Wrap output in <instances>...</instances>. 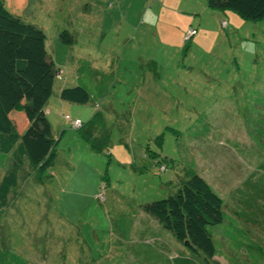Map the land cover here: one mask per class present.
<instances>
[{"label": "rangeland", "instance_id": "obj_1", "mask_svg": "<svg viewBox=\"0 0 264 264\" xmlns=\"http://www.w3.org/2000/svg\"><path fill=\"white\" fill-rule=\"evenodd\" d=\"M111 1L2 0L45 34L57 75L43 110L57 142L43 171L21 166L0 209V264H166L187 248L140 206L172 194L191 173L223 203L221 223L209 228L212 264H264V20L230 11L227 21L213 11L181 53L170 47L164 56L147 35L141 47L126 42L119 55L129 35L148 32L134 24L125 36ZM147 1L149 10L158 4ZM138 4L145 23L149 12ZM63 29L71 45L58 41ZM99 32L106 49L97 45ZM153 53L162 59L156 84L146 64ZM75 81L87 86L90 103L60 101V82ZM120 81L138 86L119 90ZM98 110L109 139L102 151L91 150L64 118L84 122ZM14 126L21 127L17 117ZM8 164L0 156V177ZM243 207L259 215L255 222Z\"/></svg>", "mask_w": 264, "mask_h": 264}, {"label": "trees", "instance_id": "obj_2", "mask_svg": "<svg viewBox=\"0 0 264 264\" xmlns=\"http://www.w3.org/2000/svg\"><path fill=\"white\" fill-rule=\"evenodd\" d=\"M204 3L202 16H208L213 11L226 16L231 11L246 20H264V0H204ZM224 24L221 20V27ZM196 26L183 30L181 46L184 49L186 43L197 35ZM58 41L71 45L72 35L63 29L58 33ZM127 66L132 65L127 63ZM56 75L54 61L45 48L43 31L9 12L0 0V156H6L9 162L0 177V209L6 206L7 195L16 185L17 174L23 164L41 172L52 163L53 145L57 139L54 141L52 137L43 108ZM113 77L112 81H119L117 72L113 71ZM137 86L120 81L119 90H134ZM58 97L79 105L91 101L90 93L80 84L59 88ZM102 116L103 113L98 110L84 122L77 118H65L69 119L70 127L72 121L78 120L79 126L72 127L78 136L87 142L91 150L102 151L109 146ZM16 117L21 123L19 130L14 126ZM164 167L161 164V168ZM259 168L264 173V161ZM222 205V199L208 183L199 174L191 173L179 181L172 194L140 207L187 248V252L176 253L166 264H212L215 248L209 228L221 223ZM242 212L245 214L244 207ZM260 214L264 215V212ZM258 216L247 218L255 222Z\"/></svg>", "mask_w": 264, "mask_h": 264}, {"label": "crops", "instance_id": "obj_3", "mask_svg": "<svg viewBox=\"0 0 264 264\" xmlns=\"http://www.w3.org/2000/svg\"><path fill=\"white\" fill-rule=\"evenodd\" d=\"M105 2L107 0H104ZM115 0L109 2V5L111 7H114V2ZM150 1H158V4H155V8L149 10L150 5L147 3V0H139V2L142 4V6L146 7V11L148 10L150 17L145 20V23L141 20L140 21V17L138 19L137 14L139 13L140 9L139 8V4H138V0H117V4H116V8L119 10V14L116 13L115 17L119 18V22L117 24V27L120 29L122 27V23H124L125 27L127 28V32L125 33V36L128 35V33L131 31V27L134 26V24L136 26H140V25H146L145 29L148 32V34H137L136 36H134L133 34L129 35L128 38H126V41L123 42V44H125L126 42H134L135 40V44L133 43V47L134 46H138L141 47L142 44L145 43V41L141 40V36H145L146 38L147 35L149 36L150 40H152V43L149 41H147V43H151L152 47L154 42L157 44V50H160L158 47V43L159 45H163L164 48L161 49L162 52H164V56L168 53L166 50L170 47H174L175 50L176 48H180V46L182 45L181 43V35L183 30L187 29L188 27H193L195 25H197L198 27V31H197V35L195 36V38H198L199 36V31H201L202 28H200L201 22H202V13L205 10V3L204 0H150ZM104 2V3H105ZM108 3V2H107ZM151 3V2H150ZM100 4V3H99ZM104 8L105 11H107V6ZM172 7V8H171ZM87 8V6H86ZM178 9L177 11H174V9ZM170 9V12H169ZM209 15H211L214 18V13H209ZM221 20H225L222 15H219ZM138 20V21H137ZM220 20V22H221ZM226 20L229 21V17H228V13H226ZM199 22V23H198ZM217 26V25H216ZM152 29V32L150 31V28ZM103 38V33L99 32V38H98V42L97 45L98 47H105L104 45H100L101 44V40ZM91 44H89L90 46ZM127 45V43L125 45H121L122 49L119 48L118 46L116 47V49L119 51V55L120 53H122L123 48ZM154 48V47H153ZM106 49V47H105ZM120 49V50H119ZM112 50V49H111ZM156 50V48H155ZM154 53L148 57V61L146 62V64H149L151 67H153L154 71V75L151 76V78H153V82L156 84L157 82H155L157 80V74L156 73V69H158L161 65V58L157 57V54L154 55ZM93 62V60H92ZM117 59L115 58V62L111 64V66H118L117 63ZM103 63H108V61H103ZM128 65H132L129 64ZM127 66V64L125 65ZM115 72H117L116 68H115ZM146 76H144L142 79H145ZM139 81V79H138ZM137 81V83H138ZM143 80H141V82L138 83V85L142 88L143 85ZM60 87L63 86H69V85H73V84H80L82 86H84L87 90V86L85 84L80 83L79 81H75L74 83H66L63 84V82H60ZM159 85V84H158ZM159 87V86H158ZM156 90V87H153ZM151 91V89H149ZM159 91H161V87H159L158 89ZM91 96V95H90ZM94 98V95H92ZM62 101V100H60ZM92 101V99H91ZM90 101V102H91ZM65 102V101H62ZM89 102V103H90ZM68 103V102H65ZM66 105L64 104V107ZM69 108V107H68ZM60 109H63L60 107ZM75 114L76 111L74 110ZM44 113H47V115L49 114V110H45ZM89 113V112H88ZM67 115H64V118ZM68 117V116H67ZM68 122L69 119L65 118ZM79 119V118H77ZM81 119V118H80ZM63 131H61L60 134H62ZM78 135V134H77Z\"/></svg>", "mask_w": 264, "mask_h": 264}, {"label": "built area", "instance_id": "obj_4", "mask_svg": "<svg viewBox=\"0 0 264 264\" xmlns=\"http://www.w3.org/2000/svg\"><path fill=\"white\" fill-rule=\"evenodd\" d=\"M190 32L191 31H189V33ZM71 125H72V127H78L79 126V121L78 120H74V121H72Z\"/></svg>", "mask_w": 264, "mask_h": 264}]
</instances>
